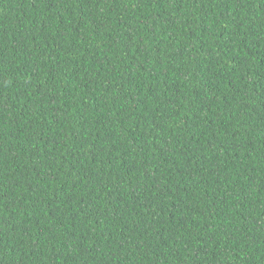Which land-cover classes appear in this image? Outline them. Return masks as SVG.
<instances>
[{"label": "trees", "instance_id": "trees-1", "mask_svg": "<svg viewBox=\"0 0 264 264\" xmlns=\"http://www.w3.org/2000/svg\"><path fill=\"white\" fill-rule=\"evenodd\" d=\"M0 264H264V0H0Z\"/></svg>", "mask_w": 264, "mask_h": 264}]
</instances>
